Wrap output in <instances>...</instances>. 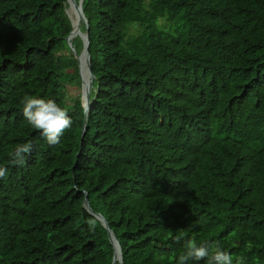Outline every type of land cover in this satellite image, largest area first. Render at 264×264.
Returning a JSON list of instances; mask_svg holds the SVG:
<instances>
[{
    "label": "trees",
    "instance_id": "16d2710c",
    "mask_svg": "<svg viewBox=\"0 0 264 264\" xmlns=\"http://www.w3.org/2000/svg\"><path fill=\"white\" fill-rule=\"evenodd\" d=\"M68 7L0 0V264H111L96 213L123 264H177L188 241L264 264V0H83L86 120ZM25 96L67 108L58 145Z\"/></svg>",
    "mask_w": 264,
    "mask_h": 264
},
{
    "label": "clouds",
    "instance_id": "9594fccd",
    "mask_svg": "<svg viewBox=\"0 0 264 264\" xmlns=\"http://www.w3.org/2000/svg\"><path fill=\"white\" fill-rule=\"evenodd\" d=\"M22 104L23 116L27 119L28 123L34 129L40 130L49 145H58L64 131L70 128L72 124L67 108H62L55 100L31 96H25ZM32 147L31 142L16 146L11 153L12 163L23 165L26 156L31 154ZM7 175V167L0 166V179L6 178ZM186 248L187 251L179 255L177 264H188L190 260L200 261L202 259H207V264H233L230 253L223 250L218 244L215 245L213 251V245L210 242L198 245L195 241H188Z\"/></svg>",
    "mask_w": 264,
    "mask_h": 264
},
{
    "label": "water",
    "instance_id": "95a60500",
    "mask_svg": "<svg viewBox=\"0 0 264 264\" xmlns=\"http://www.w3.org/2000/svg\"><path fill=\"white\" fill-rule=\"evenodd\" d=\"M67 3L69 5L68 9L73 12V14L76 18V24H74L72 19L70 18L73 28H72L70 34L67 36V42H68V45L71 48L73 54L75 55V58H76L77 64H78V72H79V76H80V80H81V96H82V101H83L82 105L84 107V115H85V120H86V116H87V113H88V110H89V107L91 104L89 92H90L93 77H94L92 74V69H91L90 54L88 52L89 38H88V33H87L88 32L87 20L84 16L83 10H82L83 0H67ZM81 23H83L86 26L85 32H82L80 30ZM75 36H79L80 39L82 40L83 47H82L80 53L76 52L75 48H73V46L70 42L71 39H73ZM81 58H83V62H84L85 68H86V73L88 75V80H86V81L83 78L82 67H81ZM85 120H84V124H85ZM84 124H83V128H82V135H83V131H84ZM83 201H84V206L87 207L88 210H90L89 202H88L86 196L84 197ZM94 215L98 220H100L102 225L106 228V230L108 232L109 240H110V242L113 243L114 247H115V244L118 245L117 246L118 254L116 253V248H115L111 264H115V263L123 264L122 255H121V247H120L117 239L115 238L113 232L111 231L110 226L108 225V222L99 213H96Z\"/></svg>",
    "mask_w": 264,
    "mask_h": 264
},
{
    "label": "rangeland",
    "instance_id": "374dc122",
    "mask_svg": "<svg viewBox=\"0 0 264 264\" xmlns=\"http://www.w3.org/2000/svg\"><path fill=\"white\" fill-rule=\"evenodd\" d=\"M68 14H69V16H70V18L71 19H74V14H73V12H71V10H68ZM165 18L164 17H160L159 19H158V23L161 21L162 22V20H164ZM160 22V23H161ZM170 24H171V27H175L176 26V22L174 21V22H170ZM165 26H168L167 25V23H165ZM82 72H83V78H84V80L86 81V79H85V77H84V65H83V68H82ZM80 90V92H81V88L79 89ZM71 91L72 92H74V93H77L78 91H77V89H71Z\"/></svg>",
    "mask_w": 264,
    "mask_h": 264
},
{
    "label": "bare ground",
    "instance_id": "6f19581e",
    "mask_svg": "<svg viewBox=\"0 0 264 264\" xmlns=\"http://www.w3.org/2000/svg\"><path fill=\"white\" fill-rule=\"evenodd\" d=\"M72 12V11H71ZM73 23L76 24V18L74 17V19H72ZM83 65H84V62H83V58H81V67L83 68ZM83 73V72H82ZM84 77L86 80H88V75L86 73V68H85V65H84ZM117 244H116V253L118 254V250H117Z\"/></svg>",
    "mask_w": 264,
    "mask_h": 264
}]
</instances>
